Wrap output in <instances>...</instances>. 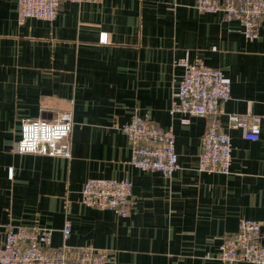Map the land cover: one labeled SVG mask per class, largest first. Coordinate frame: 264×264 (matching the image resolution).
Listing matches in <instances>:
<instances>
[{"label":"crops","instance_id":"0c3cea01","mask_svg":"<svg viewBox=\"0 0 264 264\" xmlns=\"http://www.w3.org/2000/svg\"><path fill=\"white\" fill-rule=\"evenodd\" d=\"M179 58L201 59L231 83L216 114L232 141L229 174L196 168L210 118L182 124V114H169ZM67 108L70 159L12 150L22 120ZM134 112L173 128L180 169L172 177L129 164L120 127ZM248 112L262 118L257 141L244 138ZM124 177L129 216L80 203L87 179ZM242 218L264 224V22L249 42L238 21L200 13L195 0H63L55 21L19 24L16 0H0V242L9 226H38L60 247L70 220L65 244L107 250L111 264H229L204 256Z\"/></svg>","mask_w":264,"mask_h":264},{"label":"built area","instance_id":"2783aa9c","mask_svg":"<svg viewBox=\"0 0 264 264\" xmlns=\"http://www.w3.org/2000/svg\"><path fill=\"white\" fill-rule=\"evenodd\" d=\"M63 0H16V18L22 24L28 18L53 22ZM69 2H99L100 0H66ZM200 13L221 12L225 20L240 23L249 42L259 36L264 22V0H195ZM101 41L107 42L105 37ZM173 65L182 68V74L173 92L169 114H182V124L193 116L210 118L202 137L196 168L200 172L229 174L232 160V141L216 119L219 104L230 98L231 83L224 72L186 58L175 59ZM244 138L257 141L260 137L261 116L247 113ZM238 116H229L234 126ZM71 108L58 111L51 119L22 120L20 136L12 150L19 154H36L63 159L71 158ZM131 146L129 164L139 170L159 172L170 178L180 169L175 150L173 128L163 129L134 112L120 127ZM9 175H12L10 170ZM132 182L129 178H89L80 190V203L100 210H111L118 217L130 213ZM71 234V222L62 229L64 243L52 247L51 232L38 226H9L0 242V264H111L107 250L93 246L74 247L65 244ZM207 260L235 264H264V224L248 218L240 219L236 232L221 242L215 255L206 253Z\"/></svg>","mask_w":264,"mask_h":264}]
</instances>
